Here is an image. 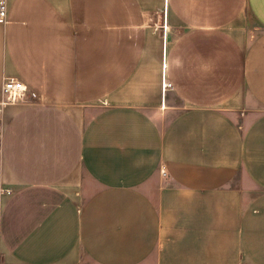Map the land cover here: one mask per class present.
I'll return each instance as SVG.
<instances>
[{
    "label": "crops",
    "instance_id": "0c3cea01",
    "mask_svg": "<svg viewBox=\"0 0 264 264\" xmlns=\"http://www.w3.org/2000/svg\"><path fill=\"white\" fill-rule=\"evenodd\" d=\"M8 1L0 264H264V0Z\"/></svg>",
    "mask_w": 264,
    "mask_h": 264
},
{
    "label": "built area",
    "instance_id": "2783aa9c",
    "mask_svg": "<svg viewBox=\"0 0 264 264\" xmlns=\"http://www.w3.org/2000/svg\"><path fill=\"white\" fill-rule=\"evenodd\" d=\"M9 13V1L0 0V24H6L8 22ZM164 90L172 88L170 82H164ZM3 99L0 102V110L4 106L11 103H28L37 102L40 100L38 94L34 91L28 90L26 85L15 78H6L3 83ZM2 139V134L0 133V141ZM163 174H165L163 172Z\"/></svg>",
    "mask_w": 264,
    "mask_h": 264
},
{
    "label": "rangeland",
    "instance_id": "374dc122",
    "mask_svg": "<svg viewBox=\"0 0 264 264\" xmlns=\"http://www.w3.org/2000/svg\"><path fill=\"white\" fill-rule=\"evenodd\" d=\"M152 6L155 7L156 5H155V3H152V0H149V8Z\"/></svg>",
    "mask_w": 264,
    "mask_h": 264
}]
</instances>
